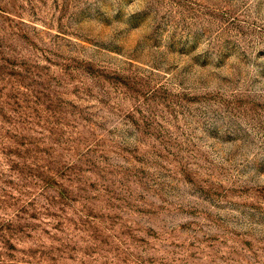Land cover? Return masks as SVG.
I'll use <instances>...</instances> for the list:
<instances>
[{
	"label": "rangeland",
	"instance_id": "rangeland-1",
	"mask_svg": "<svg viewBox=\"0 0 264 264\" xmlns=\"http://www.w3.org/2000/svg\"><path fill=\"white\" fill-rule=\"evenodd\" d=\"M0 264H264V0H0Z\"/></svg>",
	"mask_w": 264,
	"mask_h": 264
}]
</instances>
